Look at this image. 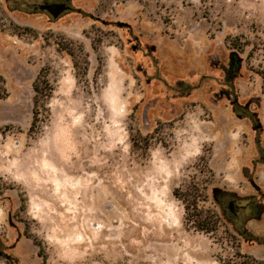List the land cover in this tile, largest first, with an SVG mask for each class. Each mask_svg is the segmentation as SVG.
Returning <instances> with one entry per match:
<instances>
[{"label":"rangeland","instance_id":"374dc122","mask_svg":"<svg viewBox=\"0 0 264 264\" xmlns=\"http://www.w3.org/2000/svg\"><path fill=\"white\" fill-rule=\"evenodd\" d=\"M57 2L0 0V264H264V0Z\"/></svg>","mask_w":264,"mask_h":264},{"label":"trees","instance_id":"16d2710c","mask_svg":"<svg viewBox=\"0 0 264 264\" xmlns=\"http://www.w3.org/2000/svg\"><path fill=\"white\" fill-rule=\"evenodd\" d=\"M23 31L25 32H33L30 28H24ZM58 47L62 51H66L73 59L75 67L78 66L77 55L73 49H69L63 43H57ZM233 48L240 53H245L246 45H236L232 42ZM83 52V50H80ZM250 60L253 58V52H250L247 56ZM264 81V71L259 73ZM264 88V86H263ZM264 90V89H263ZM33 108H32V123L29 130L30 134H36L41 128L40 123L43 122L42 120L46 118L48 113V105L50 100L53 96V88L51 82L48 79V75L45 69H42L39 74L37 75L34 83H33ZM9 96V93L6 89V81L3 76H0V100L6 99ZM131 144H132V152L140 154L139 152H146L150 149L152 143L151 136H143L140 131L136 133H131ZM143 155V154H142ZM144 156V155H143ZM174 195L179 198L185 205V209L189 214V210L191 206H193L194 211L196 213L193 215V226L194 229L200 232H204L206 234H211L217 230V226L219 223V219L217 213L212 210L200 209L199 210V202L200 200L197 197H191L192 195H187L186 193H178V191L174 192ZM191 197V199H189ZM258 264H263L257 261Z\"/></svg>","mask_w":264,"mask_h":264},{"label":"water","instance_id":"95a60500","mask_svg":"<svg viewBox=\"0 0 264 264\" xmlns=\"http://www.w3.org/2000/svg\"><path fill=\"white\" fill-rule=\"evenodd\" d=\"M55 7H56L55 11H51L49 5H42L39 8H40L41 11H48L55 19L58 18L63 13L72 10V8L70 6H68L66 3L57 4V5H55ZM118 26L119 27H124L125 24L118 23ZM230 207H231V204H230Z\"/></svg>","mask_w":264,"mask_h":264},{"label":"flooded vegetation","instance_id":"af4514ba","mask_svg":"<svg viewBox=\"0 0 264 264\" xmlns=\"http://www.w3.org/2000/svg\"><path fill=\"white\" fill-rule=\"evenodd\" d=\"M62 3H65V2H63V0H59V2H57V3H53V4H46V5H49L50 6V10L51 11H55V9H56V7H55V5H57V4H62ZM48 12V11H47ZM49 13V12H48ZM50 14V13H49ZM1 256H6L1 250H0V257ZM6 257H8V256H6Z\"/></svg>","mask_w":264,"mask_h":264}]
</instances>
